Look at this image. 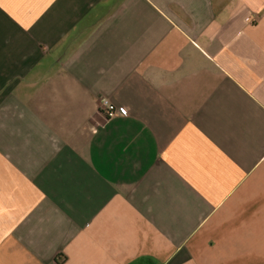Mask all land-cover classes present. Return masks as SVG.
<instances>
[{
	"label": "crops",
	"instance_id": "0c3cea01",
	"mask_svg": "<svg viewBox=\"0 0 264 264\" xmlns=\"http://www.w3.org/2000/svg\"><path fill=\"white\" fill-rule=\"evenodd\" d=\"M0 264H264V0H0Z\"/></svg>",
	"mask_w": 264,
	"mask_h": 264
},
{
	"label": "built area",
	"instance_id": "2783aa9c",
	"mask_svg": "<svg viewBox=\"0 0 264 264\" xmlns=\"http://www.w3.org/2000/svg\"><path fill=\"white\" fill-rule=\"evenodd\" d=\"M99 111L103 113L107 119L127 116L125 109L115 106L106 98L99 101Z\"/></svg>",
	"mask_w": 264,
	"mask_h": 264
}]
</instances>
